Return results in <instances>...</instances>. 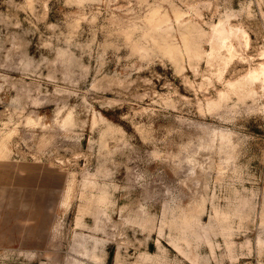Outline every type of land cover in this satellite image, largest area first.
<instances>
[{"label":"rangeland","instance_id":"rangeland-1","mask_svg":"<svg viewBox=\"0 0 264 264\" xmlns=\"http://www.w3.org/2000/svg\"><path fill=\"white\" fill-rule=\"evenodd\" d=\"M262 67L264 0H0V264H264Z\"/></svg>","mask_w":264,"mask_h":264},{"label":"bare ground","instance_id":"bare-ground-1","mask_svg":"<svg viewBox=\"0 0 264 264\" xmlns=\"http://www.w3.org/2000/svg\"><path fill=\"white\" fill-rule=\"evenodd\" d=\"M261 71V70H260ZM261 73H264V67H262V71H261Z\"/></svg>","mask_w":264,"mask_h":264}]
</instances>
